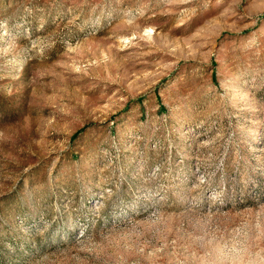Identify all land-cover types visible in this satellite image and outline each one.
Returning a JSON list of instances; mask_svg holds the SVG:
<instances>
[{
    "label": "rangeland",
    "instance_id": "rangeland-1",
    "mask_svg": "<svg viewBox=\"0 0 264 264\" xmlns=\"http://www.w3.org/2000/svg\"><path fill=\"white\" fill-rule=\"evenodd\" d=\"M0 264H264V0H0Z\"/></svg>",
    "mask_w": 264,
    "mask_h": 264
}]
</instances>
